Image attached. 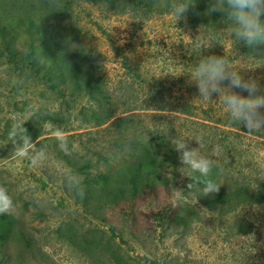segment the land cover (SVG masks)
I'll return each mask as SVG.
<instances>
[{"label":"rangeland","instance_id":"obj_1","mask_svg":"<svg viewBox=\"0 0 264 264\" xmlns=\"http://www.w3.org/2000/svg\"><path fill=\"white\" fill-rule=\"evenodd\" d=\"M170 2L0 0V189L12 201L9 213L46 254L44 261L27 258L13 240L12 264H118L108 246L122 264H264V199L236 214L208 211L181 185V165L164 172L166 185L119 201L84 189L81 197L65 182L72 175L83 187L86 169L111 171L140 145L163 156L166 146L150 133L158 127L170 143L184 138L189 148L202 136L200 154L213 162L230 153L232 166L264 192V128L249 132L232 122L218 95L200 98L190 79L203 56L225 52L234 70L264 91V63L240 51L230 20L197 15L189 4L176 22ZM49 52L60 60L59 79L48 69ZM71 58L78 76L67 71ZM118 116L129 133L114 121ZM20 122L31 143L18 137L15 147L9 135ZM61 136L70 155L58 146ZM41 149L46 158L33 165L30 157ZM183 206L199 211L185 224L174 221L185 215Z\"/></svg>","mask_w":264,"mask_h":264},{"label":"trees","instance_id":"obj_2","mask_svg":"<svg viewBox=\"0 0 264 264\" xmlns=\"http://www.w3.org/2000/svg\"><path fill=\"white\" fill-rule=\"evenodd\" d=\"M129 1L134 4L139 1L145 3L144 5L146 6H149L158 0ZM187 2L190 3L197 15L205 16L212 0H187ZM212 15L216 17L221 14L213 13ZM221 16L226 20H230L225 15ZM238 43V45H240V51L246 54H251L253 57L264 63V44H255L249 47L243 42L239 41ZM38 51V48L30 49L28 54H26V57L35 56V53ZM224 53L225 52H221L220 54L217 53L213 55L224 56ZM229 55L232 56V54ZM56 57L57 56L54 52H49L46 60L48 61V66H50L48 68L49 70H58L59 72H55L51 76L59 79L61 76V70H59L61 69V64L60 60ZM227 58H229V56H227ZM72 64V58L67 59L65 62V65H69L70 67ZM68 70L71 71L74 76H78V74L73 71V67L67 69V71ZM79 87V85L75 86V88ZM114 121L119 125L123 124L129 133V126L126 124L123 117L118 116ZM147 130H149V128H147ZM150 133H154L155 137L162 142L161 144L166 146L163 156L156 154L149 149H145L144 145H142L144 147L140 145L135 149L130 161H126L111 171L101 172L95 175L89 169H86V171L84 170L85 176L83 189L88 193L98 195L104 201H119L127 196L134 197L138 192H144L147 187H151L156 183H164V185H166L167 181L164 172H168V170H170V172H175L183 167V165L179 160V153L174 149L175 143L169 142L168 134L163 130H160L158 127L153 128ZM38 135L39 131H35L31 136L36 138ZM226 136L227 134H224L223 139L227 141ZM117 145L120 146V142H117ZM232 158L233 157L230 153L225 157L216 158L217 161L213 162V167L211 169L212 173H216L215 175L210 171L206 177L200 176L199 173L194 174L193 177H189L185 174L181 176V185L187 189L188 192H191L192 196L195 195L197 200L201 204H204L208 211H217L221 216L230 213L236 214L248 204L258 205L264 199V192L262 190L263 185L253 187L246 180L248 178L245 174L247 171L237 168L236 165L232 166ZM83 165L87 168L89 162H84ZM179 165H181L180 168ZM181 171L187 173L189 170L187 166H184L181 168ZM208 180L222 184L218 193L207 196L200 193L204 182ZM190 184L191 188H189ZM182 209L184 210L185 215L176 214L174 216V221L181 219L183 221L182 223L185 224V217L189 218L191 215L192 217L198 216V209H192L185 206H183ZM247 228V225L243 223L239 224V231L241 233H245ZM13 240H16V243L19 242L21 245L19 250L24 252L27 258L31 256L38 259L42 258L40 261L45 260V252L41 250L37 241L33 238L32 233L24 225L22 220L12 213L0 214V264H12L10 258L13 254H9L7 248L9 243ZM105 249L108 251L110 259H113L118 264H122L124 260L116 250L109 246L105 247Z\"/></svg>","mask_w":264,"mask_h":264},{"label":"clouds","instance_id":"obj_3","mask_svg":"<svg viewBox=\"0 0 264 264\" xmlns=\"http://www.w3.org/2000/svg\"><path fill=\"white\" fill-rule=\"evenodd\" d=\"M190 3L186 0H171L169 7L176 22L184 18ZM219 13L227 16L232 22L231 32L234 37L251 47L255 44H264V0H212L207 9L208 15ZM190 79L198 88L199 97L211 102L214 94L226 106L229 119L243 126L251 132L264 128V91L257 80L248 78L234 70L225 56L206 55L198 62ZM239 89L240 91H235ZM246 92L247 95H242ZM35 115V112L33 113ZM9 140L17 146L18 137L26 143H31L23 122L13 125ZM199 147L189 148L185 139H176L174 149L179 153L181 164L187 166L189 177L199 173L206 177L213 167V161L200 154L199 148L204 146L203 137H192ZM58 146L65 154H71L66 137H57ZM214 154L219 157L222 150L219 145L214 148ZM27 155V154H25ZM46 158V151L41 149L30 157L33 165L41 164ZM181 167V168H183ZM68 187L73 188L77 195L83 197L82 180L72 175H65ZM221 183L211 180L205 181L200 191L202 195L218 193ZM191 188V184L189 185ZM13 209L11 199L3 189H0V214L9 213Z\"/></svg>","mask_w":264,"mask_h":264}]
</instances>
